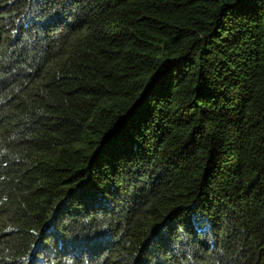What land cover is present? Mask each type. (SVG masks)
I'll list each match as a JSON object with an SVG mask.
<instances>
[{"label": "trees", "instance_id": "1", "mask_svg": "<svg viewBox=\"0 0 264 264\" xmlns=\"http://www.w3.org/2000/svg\"><path fill=\"white\" fill-rule=\"evenodd\" d=\"M0 264H264V0H0Z\"/></svg>", "mask_w": 264, "mask_h": 264}]
</instances>
